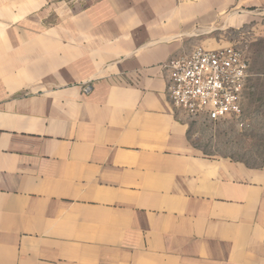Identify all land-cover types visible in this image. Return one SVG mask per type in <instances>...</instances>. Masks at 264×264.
<instances>
[{
	"label": "crops",
	"instance_id": "0c3cea01",
	"mask_svg": "<svg viewBox=\"0 0 264 264\" xmlns=\"http://www.w3.org/2000/svg\"><path fill=\"white\" fill-rule=\"evenodd\" d=\"M49 2L0 0V264H264V166L200 152L163 66L264 0Z\"/></svg>",
	"mask_w": 264,
	"mask_h": 264
},
{
	"label": "rangeland",
	"instance_id": "374dc122",
	"mask_svg": "<svg viewBox=\"0 0 264 264\" xmlns=\"http://www.w3.org/2000/svg\"><path fill=\"white\" fill-rule=\"evenodd\" d=\"M102 1V0H101ZM100 0H50L40 8L49 17L38 21L41 26L61 27L62 12L68 15L92 13ZM107 4V3H106ZM73 23V21L71 20ZM252 25L218 30L212 35L213 47L234 45L250 61V75L244 92V116L241 120L209 121L191 117L188 136L194 146L210 156L230 157L250 166H264V36L255 33Z\"/></svg>",
	"mask_w": 264,
	"mask_h": 264
},
{
	"label": "built area",
	"instance_id": "2783aa9c",
	"mask_svg": "<svg viewBox=\"0 0 264 264\" xmlns=\"http://www.w3.org/2000/svg\"><path fill=\"white\" fill-rule=\"evenodd\" d=\"M163 66L168 72V96L175 107L209 121L243 119L250 61L241 49L199 45Z\"/></svg>",
	"mask_w": 264,
	"mask_h": 264
}]
</instances>
